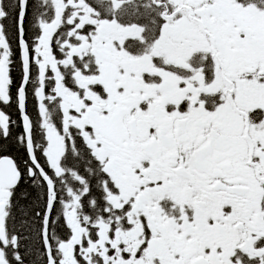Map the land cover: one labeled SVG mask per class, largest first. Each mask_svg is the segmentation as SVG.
Returning a JSON list of instances; mask_svg holds the SVG:
<instances>
[{
	"label": "snow or ice",
	"instance_id": "snow-or-ice-1",
	"mask_svg": "<svg viewBox=\"0 0 264 264\" xmlns=\"http://www.w3.org/2000/svg\"><path fill=\"white\" fill-rule=\"evenodd\" d=\"M0 264H264V0H0Z\"/></svg>",
	"mask_w": 264,
	"mask_h": 264
},
{
	"label": "trees",
	"instance_id": "trees-1",
	"mask_svg": "<svg viewBox=\"0 0 264 264\" xmlns=\"http://www.w3.org/2000/svg\"><path fill=\"white\" fill-rule=\"evenodd\" d=\"M13 75L16 76V73L14 72ZM16 78L18 79V77H16ZM28 107H29V112L32 113L33 116H34L35 115L34 102L32 101L31 97L29 98V105H28ZM9 111H10L11 115L13 116V118H15L17 120V122L19 123V116H18V113H17V111L15 109V105L14 104L11 106V108L9 109ZM19 131H20L19 128H15L14 127L12 129L13 136H15ZM13 150H15V149H13ZM22 151H23V149H21V152Z\"/></svg>",
	"mask_w": 264,
	"mask_h": 264
}]
</instances>
